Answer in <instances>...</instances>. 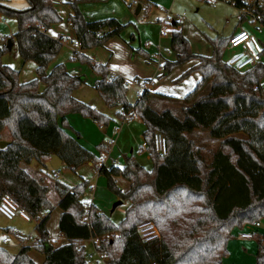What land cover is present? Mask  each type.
I'll list each match as a JSON object with an SVG mask.
<instances>
[{
    "label": "trees",
    "instance_id": "obj_1",
    "mask_svg": "<svg viewBox=\"0 0 264 264\" xmlns=\"http://www.w3.org/2000/svg\"><path fill=\"white\" fill-rule=\"evenodd\" d=\"M26 1L28 8L23 10L0 2V14L14 18L18 26L12 37H5L6 44L0 37V143L5 130L12 138L8 146L0 147V197H12L38 221L34 248L45 256L44 264H87V251L79 244L97 238H105L96 249L109 257L108 264H223L233 230L264 220V65L245 72L229 67L223 61L229 38L212 40L211 56L196 55L181 25H170L176 60L167 62L162 73L168 75L197 60L180 80L201 74L196 88L180 101L183 118L179 119L170 109L159 112L152 108L150 90L130 104L122 77H110L106 66L75 52L74 61L89 65L101 77L95 89L106 106L120 108L117 115L122 119L130 113L147 128L143 136L152 171L133 157H128L123 167L108 168L102 160L108 154L106 145L98 147L97 156L65 131L70 114H79L102 128L108 127L111 119L74 97L85 81L70 75L64 64L48 72L63 44L62 37L48 34L62 21L55 3ZM233 2L237 9L247 5L243 0ZM77 3H72L69 23L82 50L104 46L127 27L113 18L87 22ZM254 12L264 24V5ZM9 39L24 63L37 65L35 79L21 82L19 71L3 64V56L10 51ZM195 130L207 131L220 141L218 149L206 156L204 149L187 137ZM157 132L167 139L165 156L155 150ZM53 156L74 173L88 164L102 166L99 175L106 177L108 187L121 201L129 203L119 225L94 206L90 223H82L86 205L81 197L89 184L71 188L58 181L59 231L67 243L59 247L51 244L48 225L56 208L49 199V188L21 166L38 163L45 167ZM118 179L129 186L119 188ZM147 224H153L159 236L145 238L141 228ZM254 238L258 244L256 264H264L263 238L259 234ZM31 249L24 246L13 256L0 247V264H35L29 256Z\"/></svg>",
    "mask_w": 264,
    "mask_h": 264
},
{
    "label": "crops",
    "instance_id": "obj_2",
    "mask_svg": "<svg viewBox=\"0 0 264 264\" xmlns=\"http://www.w3.org/2000/svg\"><path fill=\"white\" fill-rule=\"evenodd\" d=\"M53 1L55 3L59 15L62 18V21L58 24L53 25L51 29H49L48 34L55 39L62 37L63 44L59 55L49 65L48 72L52 71V69L56 65L64 64L67 69V72L70 75L80 77L85 81L83 86H81L79 89L74 91V97L77 100H80L88 105L95 107L99 112L106 114L111 119L109 126L102 128L99 127L96 123H94L90 119L84 118L79 114H70L67 116V123L69 125V128H65V131L70 136L75 138L84 148L95 153L97 156H100L98 147L101 145L103 146L106 145L105 147L107 148L108 154L105 155L102 160H103V164L108 168H110L112 165L123 167L128 157L130 158L133 157L139 163L138 158L147 155L146 146L144 143H142V145H139V151L135 152L134 144H136L137 141L139 140L138 139L139 133H144L146 131L147 129L146 125L139 118H134L131 122L125 123L124 119L118 117L117 115V113L121 110L120 108L109 109L104 103L102 98H100V100L94 98L91 91H94V93L98 94V92L95 89V85L101 79V77L97 73H95L89 65L82 64L78 61H74L73 58H74V53L79 52L85 55L86 57L90 58L96 64L106 66L107 70L110 72V77H122L126 81L127 88L129 87V84L132 85V80L134 79L149 81L151 84L149 90L152 93V98L155 96L165 102H167V100L169 99L172 100L171 101L172 103L178 100L177 98L179 97L176 98V96L172 94L159 93L158 91H156L157 87L155 89L151 88L152 86H154L153 83L154 77L159 73H161L162 71L163 58L160 57L158 53H154L153 55H151L150 54L151 49L147 50L145 47L143 48L142 34H140L142 28L148 30L154 29L153 33L155 35L159 33L160 44L163 42V40L166 39V36L163 37V35L165 34V31L167 29L160 30V28L154 27L153 25V24L156 25L158 22L162 21V18H160V16L154 13V11L152 10L153 6H156L155 2H158V0L156 1L144 0L142 2H140L139 0H129V2H127V0H53ZM73 2H78L77 3L78 9L80 10L84 19L87 22H95V21L113 18L118 20L121 24L127 25V27L121 32L119 36L114 37L102 47H96L88 50H82L79 47H75L74 42L78 40L75 31L73 30V28L69 23V18L71 15H73V9H72ZM132 5H135L136 7L134 11L132 10ZM138 5H141L142 9L143 8L148 9V14H145L143 11H140L139 14H136ZM172 28L173 27L171 26L167 34L170 37V44H171ZM238 30H240V27L239 26L235 27L230 36H232V34L237 32ZM136 31L138 32L137 35H136ZM160 44H158L156 47L157 52L159 53L161 51ZM14 48H17L15 44L13 45V48L11 50H13ZM227 51L228 50H225L223 58L225 57ZM6 55H4L3 58H5ZM175 57H176V53H175ZM3 58H2V62H3ZM29 62L24 63L25 64L24 66L30 65ZM191 63H193L192 64L193 67L197 63V60H192L190 61V64ZM32 67H33L32 70L34 71L35 74L37 70V65L36 66L34 65ZM187 69H189V67ZM181 74L179 76H181ZM195 74L199 75L201 80V74L200 73H195ZM36 77H37V73H36ZM20 81L28 82V80H21V79ZM39 89L40 91H43L45 89V85L41 83ZM129 103L135 104L136 102L134 103L129 102ZM155 107L159 112L169 109L165 103H160L159 105L155 104ZM105 108L108 111H105L104 110ZM122 139L124 140V142L121 141ZM3 141L10 143L12 141L11 135L8 130H5L3 132ZM47 163L45 167L40 166L38 163H32L31 165H27L23 163L21 167L35 180L44 183L49 188V194H48L49 199L51 203L55 206L56 208L55 210H60L57 207L60 198L56 183L60 181L61 183L71 188H75V187H72L71 185L66 183V181H62L60 179L54 180L52 178V173L54 171H59V170H51L49 175L45 171V169L47 168ZM147 166L148 168H150L151 165L149 164ZM86 168H90V169L92 168L94 170L92 164L85 165L81 169L83 170ZM151 169H147V170L152 171ZM80 170H78L76 174L80 172ZM47 176L49 177V179H46ZM102 177L105 176L95 174V179L98 181V184L101 182ZM93 179L94 178H92L91 181L88 183L89 187L85 192L89 191L90 189H93L95 191L96 185L91 184ZM119 181H121L123 185L122 187L123 190L129 186V184L123 179H118V182ZM81 185H77L76 187ZM92 195L94 196V193ZM54 196L56 197L55 203H53L55 198ZM93 202L95 203L94 197L91 199V202L88 204L94 206ZM83 203L86 205L87 201L86 202L83 201ZM122 205H126V209H127L129 203L123 202ZM117 208L114 211H112V213H114L117 210ZM19 212L20 214L25 215L28 219H32L23 210L20 209ZM61 213L62 211L60 210L56 221L57 231L55 232V236H52L51 228H50V223L53 220L54 211L51 213V221L49 222L48 225L50 238H51L50 242L54 247H59L67 243V240L60 234L59 231V221H60ZM123 215H126V211L124 212ZM35 221L37 225L38 221L37 220ZM155 230L159 235V232L157 231L156 228ZM6 233L7 234L17 233V231L15 230H13L12 232L7 231ZM232 234H233V239L228 244L229 254L226 258L223 259V264H256L258 244L256 239L254 238V235L259 234L260 236H262L264 241V220L260 221L258 226L247 225L241 229L235 228ZM243 234H249L251 237L242 238ZM85 242H89L93 244L91 240L82 241L83 244ZM39 253L40 252H38L32 246L29 256L34 261L35 264H44L45 256L43 254H42L43 256L42 255L40 256ZM36 258L39 260V263L36 262L37 261Z\"/></svg>",
    "mask_w": 264,
    "mask_h": 264
},
{
    "label": "rangeland",
    "instance_id": "obj_3",
    "mask_svg": "<svg viewBox=\"0 0 264 264\" xmlns=\"http://www.w3.org/2000/svg\"><path fill=\"white\" fill-rule=\"evenodd\" d=\"M0 2L17 10L28 8V3L26 0H0ZM228 2V0L217 1L216 3H211L210 0H208L207 2L206 0H158V2H155L156 6H153L152 9L154 13L158 14L160 18L164 20L166 18V14L159 10V7L161 6L166 10H169V13L171 15V19L170 21H168L167 30L163 35V37L166 36V39L163 40V42L160 44L159 33L155 35L153 33L154 29L148 30L142 28L140 34H142L143 48L145 47L147 50L151 49V55H153L154 53H158L160 57L163 58V66L167 62L175 61V53L171 49L170 37L167 34L171 28L169 22L171 24L176 22L178 16L183 18V21L180 23L183 34L190 42L192 52L196 55L211 56L213 53L212 40L228 39L234 28L238 26L240 27V29L245 28L254 33L257 38L264 44V31L260 32L261 27L259 26L258 22L253 23L252 20H250L251 18L246 19L244 15L242 16L239 9ZM135 8V5H132L133 11L135 10ZM145 10L148 12V9L145 8ZM153 25L154 27L160 28V30L162 29L160 22H158L156 25ZM17 29V21L11 17L7 18L6 23L0 25V37H12L17 32ZM137 34L138 32L136 31V35ZM158 44L161 45L160 53L157 52L156 48ZM6 54L5 58H3V64L19 71L21 80L30 81V79L32 78L35 79L34 77H36V73L34 74V71L32 70V66H36L34 62L30 61V65L24 66L25 64L19 56L17 48L10 50ZM231 56V52L227 51L225 57L223 58V61L227 63ZM188 63L186 65L183 64L181 67L179 66L175 68L168 75H164V73H162L161 71V73L154 77V86L151 87L152 89H155L157 87L156 91H158L159 93L172 94L176 96V98H179H177L178 100L172 103V100L168 99L167 102H165L154 96L151 99L152 108L157 110L155 104L159 105L160 103H165L177 118H183V105L180 101L186 98V96L196 88L198 81L200 80V76L195 73L190 74L180 80V77L188 70L187 68L189 67L190 69L192 67L193 63ZM179 72L180 74L182 73L181 76H179ZM132 85L129 84V87L127 88V100L128 102L134 103L138 99L135 94L136 87L133 85L135 87L134 88ZM262 85L264 87V80L262 81ZM91 92L94 98L100 100V95L94 93V91ZM205 93H208V89L205 91ZM104 110L108 111L106 108ZM143 135L144 133H139V140L136 144H134L135 152L139 151V145H142V143H144L146 146ZM187 137L195 144L197 143L196 146L203 148L206 156H209L211 152L217 150L220 144V141L212 139L209 132L207 131L195 130L187 134ZM123 139L121 140L122 142H124ZM138 159L139 163H142L141 165H143L145 168L153 169V161L148 152L147 155L139 157ZM149 164L151 165L150 168H148L147 166ZM51 170H59L61 172L60 180L66 181V183H68L72 187H76L77 185H81L85 182L89 183L91 179L94 178L91 184L96 185L95 191L93 189H90L89 191L85 192L86 194L84 193L81 197L82 201H87L88 204L94 197L95 203L93 202V204L97 211L101 214L106 215L114 225H119L125 218V215L123 214L126 211V205L119 206L117 210L112 213L113 206L117 201H119V197L108 187L106 177H102L101 182L98 184V181L95 179V168L94 170L92 168H86L83 170L81 169L80 172L76 174L65 169L61 160L58 157L53 156L47 163V168L45 169V171L50 175ZM46 179H49V177L47 176ZM117 184L118 187L122 189L123 185L121 181L117 182ZM93 193L94 196L92 195ZM1 199L2 198L0 197V200ZM55 199L56 197L54 198V201L52 200L53 203L56 202ZM59 211L60 210H54L53 220L50 223L52 236H55V232L57 231L56 221ZM36 226L37 225L35 220L28 219L25 215L20 214V212L12 221H8L0 215V245H3L6 240L7 244L4 245L3 248L13 256L17 255L22 248V239L28 238L30 236H32L35 240L38 239ZM154 227L155 226L153 224H147L141 228L142 234L145 238H151L152 236L154 237L158 235ZM8 229L10 231L15 230L17 231V233L7 234L6 230ZM29 245L34 247L36 243L30 242ZM79 247H85L87 253H92L93 244L89 242H85L84 244L80 243ZM39 255L41 256L42 253H39ZM36 262L39 263V260L37 259Z\"/></svg>",
    "mask_w": 264,
    "mask_h": 264
},
{
    "label": "built area",
    "instance_id": "obj_4",
    "mask_svg": "<svg viewBox=\"0 0 264 264\" xmlns=\"http://www.w3.org/2000/svg\"><path fill=\"white\" fill-rule=\"evenodd\" d=\"M208 1V0H206ZM219 0H210L211 3H216ZM231 2L233 6H235V3L233 0H228ZM247 5L246 7H243L239 9L242 16L244 15L246 19L252 20L253 23L258 22L260 28V32L264 30V24L261 22L260 15L256 14L254 12L256 7H262L264 5V0H243ZM129 2V0H127ZM159 10L161 12H164L166 14V18L160 22L162 30L167 29L168 21L171 19V15L169 13V10H166L164 7H159ZM142 11L145 14H148V12L145 9H142ZM243 18V17H242ZM7 18L0 14V25L6 23ZM183 21V18L178 16L177 21L172 23H181ZM169 22V25H172ZM1 40L3 43L6 44V38L2 37ZM75 47L80 48V43L78 41L74 42ZM226 50L232 52V56L229 59V61L226 63L229 67L237 70L238 72H245L247 70H250L254 68L255 66L262 64L264 65V44L257 38V36L250 32L249 30L243 28L232 34L229 38L228 45L226 47ZM132 84L136 87L135 94L136 97L139 98L142 96V94L150 89V85L146 83L145 81H142L140 79H134L132 80ZM135 117H133L130 113L126 115L124 118L125 123L131 122ZM154 147L156 152L160 156H165L167 154V139L166 137L160 133L157 132L154 135ZM101 165L94 166L96 175L100 174ZM52 178L54 180H59L61 178L60 171H54L52 173ZM91 206L87 204L85 206V215L82 219V223L89 224L90 218H91ZM20 211V208L18 204L14 201V199L10 196H4L0 200V215L4 217L8 221L14 220L18 213ZM253 225L258 226L259 222L254 223ZM159 236V235H157ZM251 237L249 234H243L242 238H249ZM101 240H105V238L102 239H91V242L93 243V249L92 253H87L86 261L87 264H108L109 257L106 254L100 253L96 249V244L99 243ZM38 240L33 239L32 236L26 238L24 242H21V246H27L30 242L36 243ZM7 244V241L3 243V245H0V247H4V245Z\"/></svg>",
    "mask_w": 264,
    "mask_h": 264
},
{
    "label": "water",
    "instance_id": "obj_5",
    "mask_svg": "<svg viewBox=\"0 0 264 264\" xmlns=\"http://www.w3.org/2000/svg\"><path fill=\"white\" fill-rule=\"evenodd\" d=\"M141 9H142V6L141 5H138L137 6V10H136V14H139L140 13V11H141ZM13 42L11 41V39H9L8 40V48H9V50H11L12 48H13ZM10 144V142H6V141H1V143H0V147L1 148H4V147H6V146H8ZM123 204V201H121V200H119V201H117L115 204H114V206H113V210L112 211H114L117 207H119L120 205H122Z\"/></svg>",
    "mask_w": 264,
    "mask_h": 264
}]
</instances>
